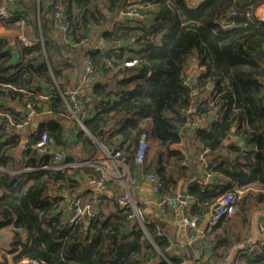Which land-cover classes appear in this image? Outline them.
<instances>
[{
  "label": "trees",
  "instance_id": "16d2710c",
  "mask_svg": "<svg viewBox=\"0 0 264 264\" xmlns=\"http://www.w3.org/2000/svg\"><path fill=\"white\" fill-rule=\"evenodd\" d=\"M255 1L204 0L193 6L187 0H134L137 16L119 19L117 13L128 5L127 0H106L103 8L98 0H49L48 18L45 11L42 15L45 0H7L6 9L11 7L14 13L20 7L26 8L34 14V25H37L35 13L38 12L42 33L45 23L58 29L68 23L71 43L88 38L92 25L98 28L105 42L104 50L90 49L87 57L109 77V84H101L102 96L96 113L85 122V127L109 148L115 147L117 141L131 142L135 134L138 138L141 131H147L156 165L152 168L147 159L143 167L157 174L163 189L174 185L180 174L186 172L184 153L170 148L180 142L185 123L192 122L198 114L205 119L215 116L214 121L207 123L208 127L195 130L202 147L212 152L222 146L233 128V134L242 142L241 147H228L236 157L221 160L218 165L208 164L212 171L223 173L228 184L213 190L197 182L188 185V195L195 202L188 203L185 211L198 217L200 222L219 196L235 188L242 190L259 185L262 191L257 196L264 198V19L240 18L238 26L229 31L220 30L214 22L236 2L238 10H245ZM56 2L63 4L58 19L52 14ZM113 10L116 16H112ZM110 22L112 28L106 29ZM121 41L126 44L119 45ZM62 50L60 43H35L19 48L23 66L0 61V98L16 99L24 92L40 90V82L61 84L60 70L53 68L51 54L61 56ZM125 52L128 58H124ZM191 58H196L202 69L199 85L204 90L208 89V83L214 87L210 90V104L202 99L195 101L191 96V87L185 78ZM132 59H136L133 65L124 64ZM27 102H34V98L27 96ZM45 104L52 113H67L57 92ZM190 106L193 111L187 110ZM3 112L16 119L12 123L20 121L11 108L0 105V162L1 149L12 147L6 139L10 116ZM43 134L47 140L59 138L47 123L40 138ZM79 138L83 143L94 145L92 138L82 132ZM30 147L24 153L30 157L25 161L26 167L48 165V169L16 174L0 172V226L14 227L11 245V252H17L14 263L28 258L44 264H183L184 258H188L171 253L169 241L159 233L155 221L141 223L132 208L118 205L107 215L98 212L77 222L63 221L57 211L62 199L57 191H70L78 177L87 175L93 179L97 174L90 167L51 168L52 155L45 152L37 159L39 148ZM172 158L179 171L167 169L166 163ZM67 161L72 160L69 157ZM132 164L138 167L134 152ZM222 219L208 227L205 236ZM21 232L26 236L24 239ZM227 241L225 236L212 244L211 256L201 259V264H211V257H219L216 247L227 245ZM246 261L264 264V249L249 254Z\"/></svg>",
  "mask_w": 264,
  "mask_h": 264
},
{
  "label": "crops",
  "instance_id": "0c3cea01",
  "mask_svg": "<svg viewBox=\"0 0 264 264\" xmlns=\"http://www.w3.org/2000/svg\"><path fill=\"white\" fill-rule=\"evenodd\" d=\"M190 1L195 4L193 6H197L204 0ZM6 2L7 0H2L0 4V39H2V42H0V61L23 66L25 63L19 56V48L22 46H31L35 43H60L63 46V50L61 56L56 55L54 52L51 54L53 68L60 70L61 84L56 81L53 84L40 82V90L33 89L32 92H24L22 97L16 99L9 97L0 98V105L11 108L17 114V118L20 120L19 122L25 119L27 120L28 118L25 124L17 127L12 124V121H16V119L11 118L10 113L3 112L8 117L10 116L9 125H6V139L12 147H3L1 149L0 172L16 174L18 172L29 173L27 171L33 172L48 169V167L45 168V165H40L42 166L41 168H38L39 166L26 167L25 161L30 157L24 155L27 147L28 149L32 148L30 147L32 145L39 148L37 150V159L39 158L38 156H43L42 154H45V152H49L52 155L50 151L37 145L41 139V130H45V123H47L50 129H54L57 132V136H59L58 139L50 138L47 140L53 152L63 154L66 160L69 157L71 160L76 161L89 159L93 156L99 157L102 153L101 146L109 147L103 145V142L95 139L97 136L87 131L85 122L91 119L96 113L97 102L102 96L101 84H109V77L103 71L96 69L87 57V52L90 49L104 50L103 44L105 42L101 33H98V28L92 25L86 42L73 46V43H71L72 36H70L67 29L64 30L62 27L58 29L52 24L45 23V32L42 33L38 12L35 13L37 25H34L32 23L34 14L32 16L26 8L22 7L13 13L11 7L9 10L6 9ZM98 2H100L101 7L102 4L107 5L106 0H98ZM49 3V0H45L44 7L42 8V15L45 11V18H48V14L50 13ZM253 7L254 15H263L264 18V0H256L253 2ZM113 15L116 16L114 10L112 12ZM116 17L117 19L120 18L118 13ZM13 18L16 20L11 21ZM112 22L106 24V29L112 28ZM125 44L124 42L123 45ZM119 45H121L120 42ZM112 47L116 48L117 46L113 45ZM108 51L106 52L109 54ZM126 56H128L127 52L124 53V58H128ZM89 64L96 71L89 75L87 80H83V75L86 73V68ZM47 66L50 68L48 61ZM201 72L202 69L198 66L196 58L189 59L185 78H187V82L191 87V96H193L195 101L202 99L204 102L210 104V87L204 90L199 85ZM75 91L80 92L83 97L79 106L74 105L73 92ZM56 92L65 103L67 113H52L45 104V100H48ZM27 96H32L34 102L26 103ZM110 97L112 98L113 95H110ZM187 110L193 111V108L190 106ZM209 116L205 119L203 115L198 114L192 122L185 123L184 127H182L183 129L181 128L180 142L170 146L171 149L184 153L186 157V172L183 175H181L182 173L180 174V177L174 185L163 189V193L169 196L179 195L180 188L184 185L187 193L186 204L193 205L195 202L194 198L188 195V185L192 182L200 183L208 190L222 189L228 184L227 177L221 172L212 171L208 164L218 165L221 160L234 159L236 154L228 151V147L230 145L242 146L239 137L233 134L234 130L232 128L228 136L223 139L222 146L218 150L212 152L207 148L204 149L199 139L195 136V130L197 128L208 127ZM215 119L213 115L212 121ZM80 132L92 138L94 145L91 146L83 143L79 138ZM104 139L106 140L107 138ZM136 140H138L137 134H135L134 140L131 141L132 143L130 141H117L114 143L116 146L110 147L109 149L117 147L128 162L127 169L122 171L123 181L128 183V178L131 176L137 178L136 182L131 186L134 198L137 201L135 209H132L135 213L140 210L137 219L140 222L143 220L147 222L150 220L155 221L159 233L168 239L171 253L188 256V258H184L183 264H201V259L206 260L211 256V245L216 244L219 238L223 239L225 236L228 240L227 245L223 243L216 247V252L220 256L216 258L211 257V264H252V261H246L248 255H254L264 249V232L262 230V226L264 225V198L259 199L257 196L262 191L260 186L251 185L242 190L235 188V190L242 192L244 197L243 202L239 204L233 214L223 216L220 225L205 236V230L212 226H207L203 232L200 230V226L209 212H207L202 221H198L196 228H187L185 222L190 215L185 211L186 207L182 211L184 220L182 223L179 218V205L164 209H158L155 206V197L151 191L150 183L141 176L146 171L145 166L143 169H140L132 164L133 152L137 143ZM149 149L144 165L147 164L148 159V164H152V168H155V159L152 158V152ZM175 163L174 158L169 160V164L166 163L167 169L172 168L173 170L179 171L180 167ZM83 167L94 169L98 177L97 170L93 166L88 165L81 167L51 168L67 169ZM91 180V177L82 175L76 179L70 191L66 189L57 191V195L62 197L59 201L57 211L61 213V219L63 221H69L72 201H75L77 198L81 200L82 204H86V202L88 203L92 200L88 208L89 211L84 217L94 215L98 212L107 215L116 209L118 204L114 198L124 190L125 184L121 181L122 179L120 177L110 178L102 191L95 189ZM138 207L139 210H137ZM21 235L23 239L26 237L23 232H21ZM13 238L14 227L11 224L0 226V264L24 263L26 258H23L18 263L13 262V258L17 254V252H11ZM228 247H231V249Z\"/></svg>",
  "mask_w": 264,
  "mask_h": 264
},
{
  "label": "built area",
  "instance_id": "2783aa9c",
  "mask_svg": "<svg viewBox=\"0 0 264 264\" xmlns=\"http://www.w3.org/2000/svg\"><path fill=\"white\" fill-rule=\"evenodd\" d=\"M127 4L125 7L120 8L118 14L120 17H134L137 16V4H135L134 0H127ZM253 5L247 6L245 10H238L237 6L231 8L226 14L217 17L214 22L217 27L222 31H229L238 26V20L243 17H251L253 16L257 20H263V15L255 16L253 13ZM63 10V4L61 2H56L53 4L52 14L56 19L60 18L61 12ZM68 23H65L62 29H68ZM87 38H83L78 43H73V46H76L79 43L86 42ZM136 62V59L126 60L124 64L126 66H131ZM90 63V62H89ZM95 68L89 64L86 68V73L83 75V80H87L88 76L94 73ZM186 80V79H185ZM74 96V105L79 106L82 101V95L80 92H73ZM193 101V100H191ZM189 109V108H188ZM28 120V118H27ZM27 120H22L21 122L12 123L15 126L23 125L27 122ZM38 146L43 147L45 150L50 151L52 153V157L54 160V164L52 167L58 168H66V167H81V166H93L97 172L98 177L91 180V183L95 189L98 191H102L105 187L106 182L113 177H120L121 181L124 182V190L118 194L114 200L121 208H133L135 209L137 205V201L134 198L133 191L131 186L136 182L137 178L129 177L128 183L123 181V173L122 171L127 169L128 162L123 157L121 151L117 148H106L101 146L102 153L99 157H91L89 159H85L82 161H67L63 154L53 152V150L49 147L47 143L46 135H42L40 141L37 143ZM149 149V134L147 131H141L138 140L134 149V162L138 165V167L142 168L144 165V161L147 156V152ZM49 167L45 165V168ZM143 178L150 183L151 191L154 195V204L158 209H164L166 207H176L180 204L179 195L169 196L163 193V185L159 177L154 171L148 170L142 173ZM242 192L240 190H230L221 196H219L215 202V204L209 210V221L208 226L215 225L220 218L223 216L233 214L239 204L242 202ZM92 200H90L86 204H82L81 200L77 198L75 201H72L71 215L69 216L70 222H77L82 219L86 213H88V208L91 205ZM185 201V207H186ZM139 215V212L136 213ZM198 217L196 216H188L185 226L187 228H196L198 225ZM142 223V222H141ZM262 230L264 232V225L262 226ZM23 264H44L43 262L35 259L26 258Z\"/></svg>",
  "mask_w": 264,
  "mask_h": 264
},
{
  "label": "water",
  "instance_id": "95a60500",
  "mask_svg": "<svg viewBox=\"0 0 264 264\" xmlns=\"http://www.w3.org/2000/svg\"><path fill=\"white\" fill-rule=\"evenodd\" d=\"M236 6H238V2H236V3L234 4V6H232L231 8H234V7H236ZM120 44L123 45L124 42L121 41ZM262 47L264 48V42L262 43ZM208 87H210V89H213V88H214L213 85H212L211 83H208ZM28 111H29V110H28ZM212 120H213V115H210V116L208 117V121L211 122ZM186 195H187V193H186V190H185V186L182 185L181 188H180V191H179V201H180V204H179V208H178V211H179V213H180V217H179V218L181 219V222H182V223L184 222L183 217H182V211H183V209L185 208ZM209 217H210V215H209V213H208V214L206 215V218L203 220V222H202V224H201V226H200V230H201L202 232H203V231L206 229V227L208 226ZM186 242H187V239H186Z\"/></svg>",
  "mask_w": 264,
  "mask_h": 264
},
{
  "label": "rangeland",
  "instance_id": "374dc122",
  "mask_svg": "<svg viewBox=\"0 0 264 264\" xmlns=\"http://www.w3.org/2000/svg\"><path fill=\"white\" fill-rule=\"evenodd\" d=\"M187 2L190 4V5H195L194 3H192L190 0H187ZM101 8H103V7H101ZM1 16V15H0ZM149 151H150V149H149ZM229 249H231V247L229 248ZM228 251V250H227ZM229 255H230V253H228ZM233 254H234V252H233Z\"/></svg>",
  "mask_w": 264,
  "mask_h": 264
}]
</instances>
